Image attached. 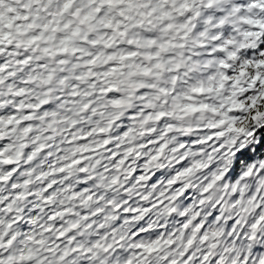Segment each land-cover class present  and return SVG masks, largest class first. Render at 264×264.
Listing matches in <instances>:
<instances>
[{
	"label": "clouds",
	"instance_id": "obj_1",
	"mask_svg": "<svg viewBox=\"0 0 264 264\" xmlns=\"http://www.w3.org/2000/svg\"><path fill=\"white\" fill-rule=\"evenodd\" d=\"M0 264H264V0H0Z\"/></svg>",
	"mask_w": 264,
	"mask_h": 264
},
{
	"label": "snow or ice",
	"instance_id": "obj_2",
	"mask_svg": "<svg viewBox=\"0 0 264 264\" xmlns=\"http://www.w3.org/2000/svg\"><path fill=\"white\" fill-rule=\"evenodd\" d=\"M252 156L249 153V151L245 150L239 154L238 160H237V166L239 165V160H249Z\"/></svg>",
	"mask_w": 264,
	"mask_h": 264
}]
</instances>
